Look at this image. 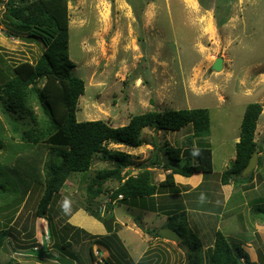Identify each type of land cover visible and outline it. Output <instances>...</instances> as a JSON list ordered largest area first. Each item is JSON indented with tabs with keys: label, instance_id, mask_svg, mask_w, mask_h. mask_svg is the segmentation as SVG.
I'll return each mask as SVG.
<instances>
[{
	"label": "rangeland",
	"instance_id": "obj_1",
	"mask_svg": "<svg viewBox=\"0 0 264 264\" xmlns=\"http://www.w3.org/2000/svg\"><path fill=\"white\" fill-rule=\"evenodd\" d=\"M68 6L69 54L75 64L72 72L86 84L85 94L79 100L78 120H105L120 127L127 125L131 117L150 111L206 108L211 119L209 141L214 151V171L206 176L213 186H220L226 163L227 167L233 163L235 139L240 135L247 106L256 102L264 106V0H71ZM210 12L214 15L213 22ZM6 16V7L0 3V70L10 77V70L19 63H36L45 46L26 44L14 38L11 34L19 32ZM220 22H226V26L220 28ZM219 57H227L225 70L215 72L212 65ZM1 71L2 83L5 77ZM36 107L37 117L43 118L44 110L37 104ZM0 120L8 134L15 135L1 111ZM262 123L264 112L258 126ZM191 132V127L180 132L146 128L142 135L145 142L140 148L130 149L113 143L108 144V148L130 154L133 167L129 171L136 174L144 168L142 165L157 156L166 161V149L183 147ZM256 132L258 142L264 147V125ZM16 138L18 142L20 134ZM5 144L0 152L1 161L11 154L9 143ZM111 168L112 162L98 157L88 173L72 174L43 218L36 217L42 189L33 187L12 207L8 204L11 196L0 197V204L7 203L0 208V231L8 229L13 234L0 247V263L15 260L20 264H58L46 258L24 256L21 252L31 246L40 248L42 237L51 227L61 229L72 215L84 216L78 214V210L88 213L85 209L88 184L98 173ZM256 173L264 178L263 161L253 176ZM154 174L157 180L162 169L157 168ZM241 182L251 186L246 194L242 192L241 183L229 200L218 192L221 200L225 198L218 214L220 220L231 217L237 221L239 218V228L232 224L229 232L232 244H243L252 239L249 236L256 235L255 244H245L244 248L252 254V260L264 264V180L260 181L259 189L254 178ZM105 188V194L95 205L101 208L103 219H96L105 227H112V233L98 228L87 232L82 225L69 223L77 227L71 234V247L62 246L63 241H58L54 247L49 238L54 254L66 257L77 254L76 264H97L102 259L111 264H187L189 243L195 247V240L189 234L182 243L157 241L142 225H158L160 216L157 212L136 210L130 205L131 200L114 204L117 222L121 223L120 217H123L130 222V227L116 224L114 214L110 221L107 217L112 210L110 215L106 210L112 203V192L108 189L115 188L114 182L106 184ZM180 215L185 216V213ZM115 230L120 231L119 235ZM198 238L202 239L199 235ZM211 240L205 238L203 253L197 248L204 264L210 263Z\"/></svg>",
	"mask_w": 264,
	"mask_h": 264
},
{
	"label": "trees",
	"instance_id": "obj_2",
	"mask_svg": "<svg viewBox=\"0 0 264 264\" xmlns=\"http://www.w3.org/2000/svg\"><path fill=\"white\" fill-rule=\"evenodd\" d=\"M70 1L8 0L4 3L0 0L6 7L8 21L19 32L11 35L14 38L33 37L39 40L40 47L45 46L36 63H19L10 70L12 76L9 77L0 70L5 77L0 82V111L15 134L10 136L4 122L0 120V152L6 147V142L11 150L6 160H0V197L4 199L11 196L8 204L12 207L15 201L29 194L33 187L42 189L36 217H46L55 195L63 189L70 176L74 173H88L93 161L100 157L105 162H112L113 168L101 171L88 184L85 209L95 218L103 219L101 208L95 206L96 201L105 194L106 183L117 182L119 185L116 188L108 189V192H112V203L106 214L110 215L112 210L113 213L107 217L111 221L116 201L122 204L129 200L146 199L162 190L175 192L178 190L175 175L192 177L195 174L213 173V151L205 139L210 134V113L206 108L155 110L135 115L127 125L120 127H114L105 120L80 122L77 112L79 100L86 91V84L72 72L75 64L69 54ZM225 23L220 22V28ZM36 104L44 110L43 118L37 117ZM262 112L263 106L260 103L247 106L241 124L240 141L236 145V159L222 173L221 182L224 185L234 182L236 186L241 183L244 190L251 187L241 181L253 180L255 170L246 178H242L241 174L251 157L263 151V146L255 140L257 123ZM21 125L24 127L21 128ZM187 127H191L192 132L186 136L183 147L167 148L166 161L157 156L135 176L129 171L133 165L131 155L108 148L110 143L130 149L140 148L145 142L142 135L146 128L179 132ZM19 134L20 140L17 142L16 136ZM192 159L194 163H191ZM155 167L166 172V179L159 185L153 181L151 168ZM120 196L122 198L119 199ZM6 204H0V208H4ZM169 217L171 222L176 219ZM179 217L183 216H177ZM182 224L169 227L179 233L182 242L189 235L195 240V247L189 243L187 264H204L200 239ZM106 227L108 233H112V227ZM52 228L50 238L53 246L56 247L58 241H63L62 246L71 247V234L77 227L66 223L61 229ZM12 235L8 229L0 231V247ZM36 248L38 246H31L26 250ZM197 248L202 253H198ZM209 254V264H258L252 261L242 244H232L220 230L216 233ZM76 255L69 258L78 262ZM96 263L111 264L106 259ZM0 264L20 263L11 260Z\"/></svg>",
	"mask_w": 264,
	"mask_h": 264
},
{
	"label": "crops",
	"instance_id": "obj_3",
	"mask_svg": "<svg viewBox=\"0 0 264 264\" xmlns=\"http://www.w3.org/2000/svg\"><path fill=\"white\" fill-rule=\"evenodd\" d=\"M213 19H214L213 12H210V20H212V22H213ZM225 26L226 25H223V27H225ZM222 58L224 59V70H225V63L227 61V59H226L227 57H222ZM263 112H264V106H263ZM263 112H262V114H263ZM262 114H261V116H262ZM258 124H259V121L257 123V128H259L260 126L263 127V125H264V123H262L260 126H258ZM211 135L212 134H211V128H210V134L208 137L205 138L206 141L209 142L210 146H211V143L209 141V138L211 137ZM255 140L258 142L257 132L255 133ZM239 141H240V135H239V137H237L235 139V146L237 145V143ZM151 146L154 147V145H151ZM211 149H212V147H211ZM212 151H213V149H212ZM213 153H214V151H213ZM257 155L259 158V164H261L262 161L264 163V147H263V151ZM235 159H236V153L232 157L233 162L235 161ZM150 161H148L147 163H149ZM147 163H145L141 167L145 168ZM213 164H214V158H213ZM227 166L228 165L226 163V165H225L226 169L225 170H227L229 168ZM142 169H140V170H142ZM151 170L153 172V181L156 185H159L161 182H163L166 179V172L163 169H162V174L159 176V178L157 180H155L156 177L154 174V171L157 170V167L151 168ZM137 174H138V172L136 174L133 173L131 175L135 176ZM174 178H175L176 186L178 187L177 191L172 192L169 190H162V191H159V193H157L153 197H149L146 199H140V200L139 199L138 200H131L130 205H132L134 208H136V210L145 211L146 213H150V214L157 212V214L161 218L158 221L159 222L158 225L153 223L150 226V225H148V223H144L145 227L144 228L142 227V228L144 230H149L148 232L150 233L151 231L153 232V230H155V229L170 228L169 226H171V225H177V224L179 225V224L183 223L182 225H187L189 228L193 229V231L196 233V235L198 234L199 237L203 239V240L202 239L200 240L201 244H203V243L205 244V238H208V237H209V239L212 238V240L209 241L211 248L213 247L217 231L218 230L222 231L221 230L222 227L224 228V231H222V232L223 233L225 232L227 235L225 233L224 234L230 238L231 234H229V232L231 230V227L233 226L232 224H236V227L239 228V222H237V221H239L238 220L239 218H237V221L235 218H231V217H229V218L223 217V220H220V215L218 214V212H221L220 211L221 210L220 206H222L221 201H224L225 198H226V200L231 199L234 195L233 191L238 190L240 188H237V186L234 184V182H230L229 184H225V185L222 182H220L219 183L220 186H213L212 184H214V183H212V181L209 182L210 180H207L206 174H202V173L201 174H195L192 177H184L182 175H175ZM261 180H264V178L263 177L259 178V175L256 173L254 176V181H256V184L258 185V189L261 185V183H260ZM109 183H111V182H108L106 184H109ZM114 184H115V188L119 185L117 182H114ZM254 190H257V188L255 187ZM249 191H250L249 189L248 190L242 189V192L244 194H246ZM218 192L219 193L221 192V196L225 195V198L223 200L220 199ZM119 199H120V197H119ZM191 199L193 201H191ZM78 212H80L78 214H83L84 216L77 215V216L73 217L74 215H72L68 219L67 222L71 223L72 225H76V226L82 225L81 228L85 229L87 232L98 228L100 231L105 230V233H106L107 228L105 227V225L101 221L99 222L96 218H94L93 216L86 213L83 209L78 210ZM182 213H185V216H183V218H177V216H179ZM169 216L176 217V219H174V223H173V221L171 222V220L169 219L170 218ZM87 217L90 219L88 220ZM114 217H115V223L116 224H119L121 226L125 225L126 227H130L128 225L130 222H126L127 220L123 219V217L119 216L122 221H121V223L117 222L116 216H115V209H114ZM135 218L138 219L139 217L135 216ZM231 220L233 221V223H231ZM80 221L83 223L80 224ZM244 228L248 229L249 226H245ZM170 229H172V228H170ZM115 232H117L119 235L120 231L118 232V230H115ZM135 233H138V232L135 231ZM104 234H102V235H104ZM153 236H155V235H153ZM255 237H256V235L255 236L254 235L249 236V238H252V239H249L248 241H246L242 245L243 246L245 244L252 245V243L255 244V242H256ZM151 239H153V238H151ZM154 239H156L157 241H162L160 239L167 240V241L169 240L163 236H161L160 238L154 237ZM253 248H255V247H253ZM256 248H259V246H257ZM147 251L148 250H146L144 252H147ZM102 254H103V252H102ZM250 256H252V254H250ZM252 261L255 262V260H252Z\"/></svg>",
	"mask_w": 264,
	"mask_h": 264
},
{
	"label": "water",
	"instance_id": "obj_4",
	"mask_svg": "<svg viewBox=\"0 0 264 264\" xmlns=\"http://www.w3.org/2000/svg\"><path fill=\"white\" fill-rule=\"evenodd\" d=\"M20 41L25 42L26 44L35 43L38 46L40 45L39 40L28 37V36H21L19 37ZM224 69V59L222 57H219L215 60L214 64L212 65V70L215 72H221ZM259 164V158L258 155L255 154L251 157L248 165L244 169V171L241 174L242 178L248 177L258 166ZM262 217L264 218V214H262ZM144 228V226L142 225ZM153 235H161L171 241L174 242H181L182 238L179 235V233L176 230L170 229V228H163V229H155L152 232ZM51 236L50 229L47 231V234L42 237V246L41 248H37L34 250L25 251L22 254L24 256H30V257H36V258H46L51 261H54L58 264H76V261L72 258L66 257L64 255H56L52 252L51 248L49 247V238Z\"/></svg>",
	"mask_w": 264,
	"mask_h": 264
},
{
	"label": "bare ground",
	"instance_id": "obj_5",
	"mask_svg": "<svg viewBox=\"0 0 264 264\" xmlns=\"http://www.w3.org/2000/svg\"><path fill=\"white\" fill-rule=\"evenodd\" d=\"M189 1V0H188ZM191 2V1H190ZM210 30H212V27H210ZM212 56V55H211Z\"/></svg>",
	"mask_w": 264,
	"mask_h": 264
},
{
	"label": "built area",
	"instance_id": "obj_6",
	"mask_svg": "<svg viewBox=\"0 0 264 264\" xmlns=\"http://www.w3.org/2000/svg\"><path fill=\"white\" fill-rule=\"evenodd\" d=\"M120 198H122V196H120Z\"/></svg>",
	"mask_w": 264,
	"mask_h": 264
}]
</instances>
